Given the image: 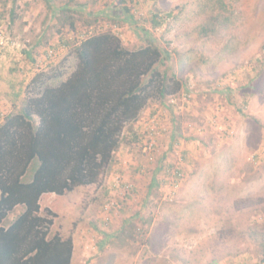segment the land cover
I'll return each mask as SVG.
<instances>
[{"label":"rangeland","instance_id":"374dc122","mask_svg":"<svg viewBox=\"0 0 264 264\" xmlns=\"http://www.w3.org/2000/svg\"><path fill=\"white\" fill-rule=\"evenodd\" d=\"M77 1L0 0V49L21 44L15 33L52 51L61 36L112 29L131 49L158 44L169 56L159 69L181 87L122 132L137 170L119 171L115 156L98 183L41 197L50 235L73 240L71 264H264V0ZM154 14L167 18L156 26ZM75 64L71 48L54 68ZM117 174L129 195L112 189Z\"/></svg>","mask_w":264,"mask_h":264},{"label":"trees","instance_id":"16d2710c","mask_svg":"<svg viewBox=\"0 0 264 264\" xmlns=\"http://www.w3.org/2000/svg\"><path fill=\"white\" fill-rule=\"evenodd\" d=\"M166 18L154 14L153 23ZM91 31L72 41L75 67L37 73L23 110L0 123V264H71L73 240L50 235L41 197L98 183L148 101L181 87L159 69L169 56L154 41L131 49L112 29ZM19 206L24 211L7 222Z\"/></svg>","mask_w":264,"mask_h":264},{"label":"crops","instance_id":"0c3cea01","mask_svg":"<svg viewBox=\"0 0 264 264\" xmlns=\"http://www.w3.org/2000/svg\"><path fill=\"white\" fill-rule=\"evenodd\" d=\"M80 6L81 4L77 0H65L62 7L69 11H75ZM10 24L12 25V21H9L8 26ZM12 35L21 44L15 45V49H0V123L4 121L6 116L19 113L23 110L27 100V87L32 78L39 72L54 68L61 55L74 47L72 41L68 40L66 36H61L57 40L50 42L52 46L49 48H52V51H49L50 49L45 50L41 47L40 39L43 36L33 41L28 38L25 32L20 34V36L16 33ZM69 39L71 38L69 37ZM50 52L53 53L52 56H49ZM138 122L137 120L134 126H139ZM131 135L132 131L126 135V141L121 142L112 160V163H114V157L118 158L115 161L117 164L114 167L118 170L120 169L119 171H123L125 174H127L125 171H127L126 168L128 169V167L137 170L136 166L128 163L131 162V154L133 152L129 145L135 139ZM127 177H132V175L128 173ZM108 192L109 190H106V193Z\"/></svg>","mask_w":264,"mask_h":264},{"label":"built area","instance_id":"2783aa9c","mask_svg":"<svg viewBox=\"0 0 264 264\" xmlns=\"http://www.w3.org/2000/svg\"><path fill=\"white\" fill-rule=\"evenodd\" d=\"M0 42L2 44L4 43L10 44V37L6 36L3 33L1 26H0ZM52 55L53 53L50 52L49 56H52ZM112 189L115 190V192L119 191L121 194H124L127 196L129 195V193L133 191L134 185L131 182L125 180L122 175L117 174L114 178Z\"/></svg>","mask_w":264,"mask_h":264}]
</instances>
